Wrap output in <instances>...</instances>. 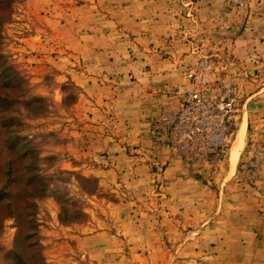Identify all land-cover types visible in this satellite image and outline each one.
I'll use <instances>...</instances> for the list:
<instances>
[{"label": "rangeland", "instance_id": "obj_1", "mask_svg": "<svg viewBox=\"0 0 264 264\" xmlns=\"http://www.w3.org/2000/svg\"><path fill=\"white\" fill-rule=\"evenodd\" d=\"M0 264H264V0H0Z\"/></svg>", "mask_w": 264, "mask_h": 264}, {"label": "built area", "instance_id": "obj_2", "mask_svg": "<svg viewBox=\"0 0 264 264\" xmlns=\"http://www.w3.org/2000/svg\"><path fill=\"white\" fill-rule=\"evenodd\" d=\"M191 78L196 80L194 74ZM219 117L213 104L208 103L199 90L186 89L183 108L165 123V135L183 154L191 157L204 148L214 149L224 141V115ZM155 137L166 142L164 137Z\"/></svg>", "mask_w": 264, "mask_h": 264}, {"label": "bare ground", "instance_id": "obj_3", "mask_svg": "<svg viewBox=\"0 0 264 264\" xmlns=\"http://www.w3.org/2000/svg\"><path fill=\"white\" fill-rule=\"evenodd\" d=\"M245 131H246V123H244V125L241 127L237 136L236 143L232 149V157H231L232 168L236 162L237 157L240 154V151L243 148L244 140H245Z\"/></svg>", "mask_w": 264, "mask_h": 264}]
</instances>
